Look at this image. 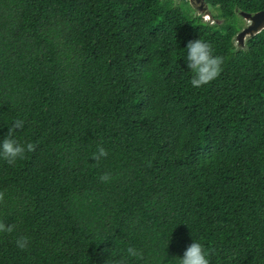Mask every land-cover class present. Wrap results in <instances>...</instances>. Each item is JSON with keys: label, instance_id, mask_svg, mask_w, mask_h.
Returning a JSON list of instances; mask_svg holds the SVG:
<instances>
[{"label": "trees", "instance_id": "obj_1", "mask_svg": "<svg viewBox=\"0 0 264 264\" xmlns=\"http://www.w3.org/2000/svg\"><path fill=\"white\" fill-rule=\"evenodd\" d=\"M205 3L221 24L173 0H0V137L22 119L36 146L0 159V264H176L192 238L264 264V30L234 45L264 0ZM198 38L224 64L193 88Z\"/></svg>", "mask_w": 264, "mask_h": 264}, {"label": "clouds", "instance_id": "obj_2", "mask_svg": "<svg viewBox=\"0 0 264 264\" xmlns=\"http://www.w3.org/2000/svg\"><path fill=\"white\" fill-rule=\"evenodd\" d=\"M183 60L187 70L191 72L190 84L193 88H200L214 81L221 73L224 59L222 56L214 54V49L211 44L202 39L189 40L183 47ZM24 127L22 119H15L10 126H7L6 133L0 137V159H3L8 164L14 165L17 161L25 158L26 153H31L35 150V144L27 141L20 142L16 139L18 130ZM107 156V151L104 147L98 146L92 159L99 161ZM109 174H104L100 177L103 182L110 180ZM14 226L5 224L0 221V232H12ZM27 240L24 237L17 239L16 244L19 248L26 247ZM168 244V243H167ZM127 257L133 259H142L143 253L134 248L126 249ZM176 264H210L208 250L198 240L192 238V243L186 247L182 256L177 257ZM126 264V262H122Z\"/></svg>", "mask_w": 264, "mask_h": 264}, {"label": "water", "instance_id": "obj_3", "mask_svg": "<svg viewBox=\"0 0 264 264\" xmlns=\"http://www.w3.org/2000/svg\"><path fill=\"white\" fill-rule=\"evenodd\" d=\"M190 2L199 3L202 11L206 12V17L211 20L212 16L209 11V6L205 3V0H189ZM238 15L245 19L248 25L241 29L236 36L234 37V41L236 40L237 46L241 48H246V43L248 40L254 38L256 35L261 33L264 30V10L251 14V13H242L238 12Z\"/></svg>", "mask_w": 264, "mask_h": 264}, {"label": "rangeland", "instance_id": "obj_4", "mask_svg": "<svg viewBox=\"0 0 264 264\" xmlns=\"http://www.w3.org/2000/svg\"><path fill=\"white\" fill-rule=\"evenodd\" d=\"M174 3L177 6H180L183 9V11L186 12V14L190 18H192L194 16H197V14H199V13L202 12V10L201 11H198V12L195 10L196 11L195 12L194 11V8L192 7L193 3L190 2V1L187 2L185 0H176ZM209 12H210V14L212 16L211 20H209L205 15L201 16L205 22L206 21H210V22H212L211 24H221L223 22L222 19L219 18V13H218V11L216 9L210 8L209 9ZM240 19H241L240 20V26H241V29H243V28H245L248 25V23H247V21L245 19H243L241 17H240ZM234 45H235V47L237 49H243V48L237 46L238 44H237L236 40L234 41Z\"/></svg>", "mask_w": 264, "mask_h": 264}, {"label": "flooded vegetation", "instance_id": "obj_5", "mask_svg": "<svg viewBox=\"0 0 264 264\" xmlns=\"http://www.w3.org/2000/svg\"><path fill=\"white\" fill-rule=\"evenodd\" d=\"M174 2L176 1V0H173ZM185 1H189V0H185ZM199 6H200V4L199 3H195V2H193V5H192V7L194 8V11L196 10L197 12L198 11H201V8H199ZM210 8H212V7H210L209 6V9ZM195 11V12H196ZM207 11H209V10H207ZM203 15H206V12L205 11H202L201 13H199V14H197V16H199V17H201V16H203ZM202 18V17H201ZM203 19V18H202ZM207 22H209L210 24L212 23V22H210V21H207Z\"/></svg>", "mask_w": 264, "mask_h": 264}]
</instances>
